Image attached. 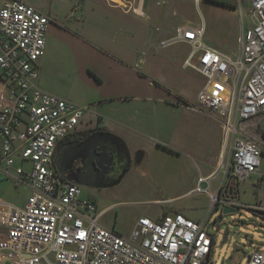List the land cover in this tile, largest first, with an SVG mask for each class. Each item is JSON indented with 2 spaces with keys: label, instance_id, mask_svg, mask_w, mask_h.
Returning <instances> with one entry per match:
<instances>
[{
  "label": "built area",
  "instance_id": "built-area-1",
  "mask_svg": "<svg viewBox=\"0 0 264 264\" xmlns=\"http://www.w3.org/2000/svg\"><path fill=\"white\" fill-rule=\"evenodd\" d=\"M167 1L156 0L155 5ZM236 3L239 11L247 6L252 23L237 38L233 54L203 41V17L176 25L173 36L161 41V46L188 44L183 65L204 78L191 108L213 111L220 120L226 148L218 167L223 171L219 188L216 193L209 188L216 171L197 178L192 192L210 199L202 219L180 212L159 219L142 215L125 236L103 226L104 211L82 197L81 187L56 167L57 144L86 124L89 107L58 98L37 83L49 16L19 0L3 2L0 173L28 184L30 194L20 207L0 199V264H213L215 236L208 230L216 207L258 209L264 217L263 206L236 200L240 182L260 170L264 156V0ZM257 118L260 140L244 131ZM246 264H264V250L248 252Z\"/></svg>",
  "mask_w": 264,
  "mask_h": 264
},
{
  "label": "rangeland",
  "instance_id": "rangeland-1",
  "mask_svg": "<svg viewBox=\"0 0 264 264\" xmlns=\"http://www.w3.org/2000/svg\"><path fill=\"white\" fill-rule=\"evenodd\" d=\"M3 1L0 0V5ZM21 1L46 12L50 10L51 14L57 13L60 16L56 19L52 17L53 22L65 26L66 22L60 21L63 17L71 15L68 18L71 23H76L78 16L81 17L67 0ZM179 1L175 5L178 7V15L171 20L151 21L150 32L162 33L161 38H167L174 33L177 22L197 21L203 17L206 28L203 41L233 54L238 49L237 38L252 23L247 6L243 5L239 11L236 0H226L233 3L235 8L203 0H199L198 4L194 0ZM91 17L94 25L107 20L105 16ZM97 27L89 26L88 31H79L81 34L75 29V33H58L50 51L51 55L54 52L51 62L39 73L42 90L89 107L84 112L86 126L99 122L116 134H130L133 139L132 149H137L144 143L136 142L134 134L120 123L140 117L142 113L157 114L160 118L166 115L168 121L162 122L174 126L173 133L166 134V137L178 148L171 153L156 146L154 141L146 139L148 145L143 148L147 151L145 160L140 166L133 167L119 186L101 188L99 191L81 187L82 197L94 200L97 209L104 211L101 219L103 226L125 236L142 215L158 218L164 212L181 210L188 212L195 220L202 219L209 208V198L196 193L188 197L176 195L194 187L197 178L207 172V163H211V155L217 154L216 147L220 141L222 144L223 139L222 135L221 140L216 139L214 129L205 132L203 122H199L197 117L193 118L202 115V112L192 109L191 106L196 105L197 92L204 83V78L195 69L185 68L183 65L190 46L185 42L158 46L149 40L145 50L142 48L138 52L143 61L137 58L135 63L131 51V70L128 73L123 72L128 80L121 82L114 78L111 69H107L112 64L106 58V53L95 51L94 46L99 44V38H110L106 32L99 34L101 30ZM155 27H159L160 31L155 30ZM103 61L107 66L100 69L104 74L100 84L94 82L86 73H81L82 65L90 63V66H94ZM104 97L111 99L98 101ZM93 99H96L93 105L85 104ZM183 100L189 107L177 104ZM204 112L216 115L213 111ZM255 120L259 123L258 118L250 121L244 131L246 135L260 140L261 129L255 127ZM215 171L213 184L223 178L222 169ZM29 189L28 184L17 182L0 173V199L8 205H24L30 194ZM236 200L243 204L264 207V156L260 170L240 182ZM219 210L210 213L211 224ZM225 228L228 229V236L223 241ZM208 231L215 236L211 257L213 264H227V260H230L228 264H246L248 252L254 249L264 250V217L252 213L250 208L241 206L229 215H222L218 232L211 226Z\"/></svg>",
  "mask_w": 264,
  "mask_h": 264
},
{
  "label": "crops",
  "instance_id": "crops-1",
  "mask_svg": "<svg viewBox=\"0 0 264 264\" xmlns=\"http://www.w3.org/2000/svg\"><path fill=\"white\" fill-rule=\"evenodd\" d=\"M76 1L67 0V3L72 4V8H75L77 10V13L81 17L79 18L78 16L77 18L78 21L76 23H71L69 21L68 18H71V15H69L70 17L69 16L63 17L60 21H65L66 26L65 24H60L59 22L57 23H55V21L53 22L54 19L60 16L57 13L51 14L50 10L46 12L41 8H38L36 6L34 7L37 10L49 16L48 18L50 20L47 26V31L45 33V47L43 48V53L39 59V63L37 64L39 73L42 70L44 71V67L46 66V64L51 62V59L53 57L52 55L54 53L53 52L51 55L50 52L52 48V43L58 37V33L60 32L75 33L73 30L75 29L76 32L80 31L83 33L88 31L87 28H89V26L91 28L93 26L96 27L98 26L99 28L98 27L97 28L101 30L98 32L99 34L100 33L105 34L106 32L107 35L110 36V38L107 39L106 37L99 38L98 39L99 44L96 45L94 44L95 45L94 48L96 49L95 51L106 53V58L109 60V63L112 64V67H110V65L107 66L105 61L99 64L96 63V65L94 66L93 65L90 66V63L81 66V73L83 74L86 73V75L93 78L95 80L94 82H96L97 84H100L101 81H103L104 74L101 72L100 69L104 66H107V69H111L113 71L114 78L117 81H121V82L127 81L128 80L127 75L124 76L123 72L125 71L128 73V70H131L130 68L131 51H132V59L135 60V63H137L136 62L138 61L137 58H140L138 52H140L142 48L145 50L149 40L153 43H157L158 46H161V41L173 36V33H171V36H168L167 38H163V37L161 38L162 33H154V31L151 32L149 31L150 30L149 23L151 21L159 22L162 20H169V19L171 20L172 17L177 16L178 7L175 5L179 0H168L167 3L159 6L155 5L156 0H80L78 4L76 3ZM3 2H1V5L3 4ZM92 15L95 17L105 16L107 17V20L105 22L100 23L99 25L97 24L94 25L91 19ZM197 21H183L179 23L177 22L175 26L180 23L194 24ZM156 29H159L160 31L159 27H155V30ZM207 45L216 47V45L214 44H207ZM217 49L223 51L219 48ZM49 52H50V56H49ZM139 61H143V59L140 58ZM39 79H40V75H39ZM39 79L37 80V83L40 86ZM110 99L104 97V99L102 100H98V99L97 100L101 102L103 100L107 101ZM95 100L96 99L91 100L92 102L91 101L85 102V104L89 103L93 105ZM182 103L188 105L184 100L177 104H182ZM204 111L203 110L201 111L202 115L193 116V118L197 117L199 122L200 121L203 122L205 132H207L210 129H214L215 130L214 132H216V139H218L219 141V139L221 138L220 136L222 135L220 120L217 117V115L208 112L205 113ZM140 115H141L140 117H136L133 120H125L123 123L122 122L120 123L121 126L127 128L128 130L131 131L132 134H134L135 136L134 139L137 140L136 142L144 143V145L139 147L145 148V146L148 145V143L145 141L147 139L154 141L156 146H160L159 144H165L166 146L170 147L171 150L172 149L175 150L176 148H178L174 143H171V141L166 137V134L167 135L172 134L173 133L172 130L174 129L173 125H168L167 123L162 122L164 120L165 121L167 120L166 115H163L161 118L157 114L151 115V114L142 113ZM99 119L101 118L99 117ZM191 121H195V120H191ZM96 124H98V126L110 130L108 127H105L103 124H100L99 122H97ZM166 127H168V129ZM159 128H162V130ZM119 137L123 142L126 143L127 148L130 151H133L132 149L133 139L130 138V134H120ZM223 142L221 144L220 141L219 146L216 147L217 154L211 155V160H210L211 163L210 162L207 163L208 165L207 172L203 176H208L209 174L213 173L215 170L218 169L220 163H222L223 153L226 148V144L225 142L224 143ZM212 181L213 180L211 179L209 183V188L212 191V193H216L219 188L220 180L216 184H213ZM202 185L204 186L205 184L203 183ZM193 188L194 187H191V189L189 190H185L181 193L179 192L177 193L176 196H180V197L191 196V194H194L192 192ZM200 195H204L207 197V195L205 194H200ZM175 212H180V214H183L186 217L191 218L188 212L181 210L164 212L163 214L165 215ZM162 215H160V217ZM156 217H154V219L160 218V217L158 218ZM0 235H2L1 228H0Z\"/></svg>",
  "mask_w": 264,
  "mask_h": 264
},
{
  "label": "flooded vegetation",
  "instance_id": "flooded-vegetation-1",
  "mask_svg": "<svg viewBox=\"0 0 264 264\" xmlns=\"http://www.w3.org/2000/svg\"><path fill=\"white\" fill-rule=\"evenodd\" d=\"M168 152L175 151L159 144ZM142 147L130 151L119 135L98 124L85 125L57 144L55 164L62 177L87 189L114 188L146 158Z\"/></svg>",
  "mask_w": 264,
  "mask_h": 264
},
{
  "label": "water",
  "instance_id": "water-1",
  "mask_svg": "<svg viewBox=\"0 0 264 264\" xmlns=\"http://www.w3.org/2000/svg\"><path fill=\"white\" fill-rule=\"evenodd\" d=\"M221 209V210H219ZM219 210V214L218 216L214 219L213 223L211 224V227H214L216 229V231H218L219 226H220V221L222 219V215H229L231 213L234 212L235 209L227 207V206H223L222 208L216 207L213 211ZM252 213L258 214L259 216H262V212L259 211L258 209H251ZM227 236H228V229L225 228L223 231V241L227 240ZM230 263V260H227V264Z\"/></svg>",
  "mask_w": 264,
  "mask_h": 264
},
{
  "label": "trees",
  "instance_id": "trees-1",
  "mask_svg": "<svg viewBox=\"0 0 264 264\" xmlns=\"http://www.w3.org/2000/svg\"><path fill=\"white\" fill-rule=\"evenodd\" d=\"M204 2H209V3H215L220 6H229L235 8L236 6L233 3H229L226 0H203ZM186 105V104H184Z\"/></svg>",
  "mask_w": 264,
  "mask_h": 264
}]
</instances>
